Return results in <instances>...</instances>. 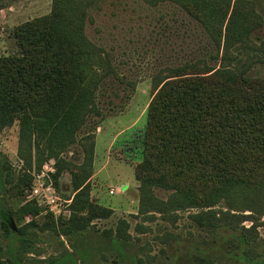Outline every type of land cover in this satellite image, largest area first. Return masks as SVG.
<instances>
[{"label": "rangeland", "instance_id": "rangeland-1", "mask_svg": "<svg viewBox=\"0 0 264 264\" xmlns=\"http://www.w3.org/2000/svg\"><path fill=\"white\" fill-rule=\"evenodd\" d=\"M53 1L0 0V56L17 50L12 29L50 14ZM68 1L71 27L87 19V37L103 50L91 52L89 62L100 67L90 83L96 95L90 108L100 114L87 115L61 147L43 134L35 139L32 129L22 133L19 120L0 125V200L22 230L15 239H25L16 248L0 221V264H249L237 260L236 236L243 231L245 252L264 259V183L213 206L221 222L222 212L231 209L253 215L241 219L243 213L232 212L238 217L231 216L230 229H219L192 217L208 210L206 202L191 204L161 183L142 190L134 175L149 104L171 69L225 67L264 80V0L240 1V12L261 25L250 40H233L226 52L176 4ZM223 53L237 59L223 61ZM51 146L56 155H50ZM122 218L130 240L116 237Z\"/></svg>", "mask_w": 264, "mask_h": 264}, {"label": "trees", "instance_id": "trees-1", "mask_svg": "<svg viewBox=\"0 0 264 264\" xmlns=\"http://www.w3.org/2000/svg\"><path fill=\"white\" fill-rule=\"evenodd\" d=\"M143 1L154 7L163 2L178 5L201 24L217 49L225 52L233 40H250L261 25L240 12L241 0ZM69 9L68 0H54L50 14L12 29L17 50L0 56V125L19 120L22 133L32 129L34 135L48 136L51 145L58 147L95 111L90 108L96 97L90 83L100 67L89 64L90 53L103 52L85 33L87 19L71 27ZM223 54V61L237 59ZM99 58L97 55L95 62ZM170 72L160 79L148 107L135 179L142 190L161 183L175 188L178 196L191 204L206 202L208 210L192 217L212 228L230 229L231 216L238 217L232 212L253 220L252 214L231 209L222 212L226 217L221 222L213 206L223 197L233 202V194L255 190L264 183V80L247 71L237 75L225 67L176 68ZM52 146L50 155H56ZM89 206L105 210L93 203ZM168 215L169 219L175 216ZM0 221L15 247H22L25 239H15L22 230L13 227L14 217L1 200ZM129 226L125 218L120 219L116 237L130 240ZM256 227L252 225L253 230ZM236 239L241 249L239 262L264 264V259H252L245 252L249 240L244 231L237 233ZM68 254L77 262L73 253Z\"/></svg>", "mask_w": 264, "mask_h": 264}, {"label": "water", "instance_id": "water-1", "mask_svg": "<svg viewBox=\"0 0 264 264\" xmlns=\"http://www.w3.org/2000/svg\"><path fill=\"white\" fill-rule=\"evenodd\" d=\"M13 227L16 228L14 224H13Z\"/></svg>", "mask_w": 264, "mask_h": 264}]
</instances>
